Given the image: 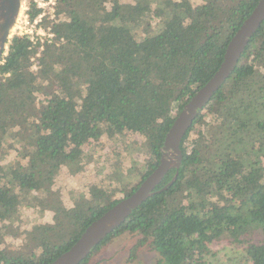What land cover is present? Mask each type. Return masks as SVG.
<instances>
[{
    "label": "trees",
    "instance_id": "obj_1",
    "mask_svg": "<svg viewBox=\"0 0 264 264\" xmlns=\"http://www.w3.org/2000/svg\"><path fill=\"white\" fill-rule=\"evenodd\" d=\"M111 1L56 0L55 16L41 22L54 34L51 42L13 35L8 43L0 64V145L13 144L26 162L0 164V264L50 263L120 199L98 185L87 195L71 193L73 209L60 206L56 218L63 231L32 228L20 246L30 247L26 253L1 247L11 231L5 221L18 206L45 209L58 198L49 188L48 159H61L76 174L96 160L84 145L103 136L116 141L128 128L142 136L128 144L142 162L133 158L139 167L117 168L115 178L123 197L137 187L157 165L175 115L218 68L257 2L114 0L107 9ZM39 12L30 5L31 19ZM180 149L172 184L159 191L174 169L79 264H91L124 233L137 236L129 264L144 246L156 254L151 264H210V245L224 237L242 249L234 264H264V20Z\"/></svg>",
    "mask_w": 264,
    "mask_h": 264
},
{
    "label": "rangeland",
    "instance_id": "obj_2",
    "mask_svg": "<svg viewBox=\"0 0 264 264\" xmlns=\"http://www.w3.org/2000/svg\"><path fill=\"white\" fill-rule=\"evenodd\" d=\"M118 3H134V0H115ZM195 5H203L204 0H191ZM114 0L106 3L107 9L111 8ZM55 16V14H54ZM48 17V16H47ZM49 18V17H48ZM52 19V18H50ZM126 129V127H124ZM124 130L116 141L110 139L108 136H103L98 144L84 145V149H91L94 161L85 164L81 171L76 174L72 173L66 165L59 158H50L47 164L50 166V173L48 179L50 190L58 192L59 196L52 202V207L42 209V206H18L13 214L12 222L5 221L9 225L11 231L4 236L1 247L5 249H12L16 254H21L30 250V247L25 249L20 246L25 242V233L36 227H45L47 230L58 231L64 230L63 226L56 221L59 216V208L71 209L73 205L71 193H85L87 195L90 187L98 185L113 192V198H122V192L118 191L116 178L117 168H121L124 172H133L139 166L132 167V159L141 161L138 154L129 150L128 144L135 140L141 141L142 136L138 133ZM194 134L191 133V138ZM6 155L0 160V164L8 161H19L25 164L26 158L22 157L15 149L13 144L0 145V154ZM33 193H36L34 191ZM179 196L178 198H181ZM73 209V208H72ZM254 240L258 241L261 238L259 230L254 233ZM137 236L124 233L115 237L109 244L105 245L99 252L91 258V264H129L127 261L130 247L134 245ZM20 248V249H19ZM211 253L208 254L207 260L210 264H234L235 259L238 258L242 249L237 244L230 243L227 238H222L220 241H215L210 245ZM156 260L155 252L149 250L148 247H141L136 253V259L131 264H151Z\"/></svg>",
    "mask_w": 264,
    "mask_h": 264
},
{
    "label": "water",
    "instance_id": "obj_3",
    "mask_svg": "<svg viewBox=\"0 0 264 264\" xmlns=\"http://www.w3.org/2000/svg\"><path fill=\"white\" fill-rule=\"evenodd\" d=\"M20 0H0V46L2 47L19 10ZM264 20V0H257L248 16L229 39L222 62L211 77L183 104L170 124L161 148L157 165L127 196L107 208L92 220L78 238L48 264H79L108 233L119 226L145 199L153 194L164 175L175 171L171 180L159 191L169 187L177 177L182 160L180 143L196 116L226 81L234 69L250 37Z\"/></svg>",
    "mask_w": 264,
    "mask_h": 264
},
{
    "label": "built area",
    "instance_id": "obj_4",
    "mask_svg": "<svg viewBox=\"0 0 264 264\" xmlns=\"http://www.w3.org/2000/svg\"><path fill=\"white\" fill-rule=\"evenodd\" d=\"M35 4L40 12L38 15L30 18V5ZM56 0H20L19 10L14 23L9 31L8 42L4 48V52L0 57V64L3 63L4 57L7 54L8 43L13 35L27 36L33 43H43L44 41L51 42L54 34L49 30V27H44L41 22L44 17L53 18L55 14ZM42 46L40 47V49ZM40 51V50H39ZM37 53L36 55H38ZM33 59V58H32ZM32 68H35L33 65Z\"/></svg>",
    "mask_w": 264,
    "mask_h": 264
},
{
    "label": "flooded vegetation",
    "instance_id": "obj_5",
    "mask_svg": "<svg viewBox=\"0 0 264 264\" xmlns=\"http://www.w3.org/2000/svg\"><path fill=\"white\" fill-rule=\"evenodd\" d=\"M8 36H9V32H8V34L6 36V40L4 41L2 47L0 46V57L2 56V54L4 52V48H5V46H6L7 42H8Z\"/></svg>",
    "mask_w": 264,
    "mask_h": 264
}]
</instances>
